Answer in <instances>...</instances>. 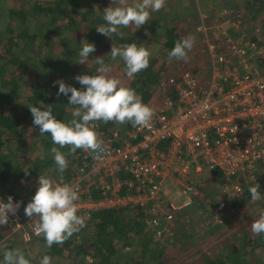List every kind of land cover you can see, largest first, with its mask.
<instances>
[{
	"label": "trees",
	"instance_id": "trees-1",
	"mask_svg": "<svg viewBox=\"0 0 264 264\" xmlns=\"http://www.w3.org/2000/svg\"><path fill=\"white\" fill-rule=\"evenodd\" d=\"M137 2L141 0H127L129 6ZM116 6H120L119 0H0V198L8 200L11 196L20 202L19 210L24 216L38 177L66 179L82 158L81 149L72 155L68 147L59 149L67 160L61 175L50 151L59 146L53 144L50 134L40 135L33 124L29 110L32 106L41 110L51 107L61 122L68 123L73 118L75 106L69 105L67 96H57L59 85L55 81L83 90L74 77L97 74L96 59L100 57L110 69L109 77L119 79L150 106L161 105L168 95L175 96L170 78L182 71L190 70L200 81L209 76L206 37L199 38L185 19L191 5L180 10L166 5L159 11L149 8L150 18L143 26L121 27L118 30L123 38H108L96 28L106 24L103 10ZM198 6L203 24L212 29L208 37L214 41H218L217 23L224 19L231 20L228 31L253 28L249 33L252 39H257L259 32L264 35V0H199ZM189 37L193 47L187 61L170 60L168 53L175 42ZM86 42L93 43L96 51L80 64L78 53ZM130 43L150 52L148 68L131 79L125 74L123 60L110 58L112 46ZM92 125L96 133L106 136L113 129L125 131L132 126L130 122L115 121H94ZM230 179L238 182L242 190L223 197L224 211L221 220L215 218L216 222L210 218L211 206L224 194L221 184L226 180L219 169L198 176L195 185L200 194L193 197L190 205L169 208L173 214L171 223L163 221L159 228L149 224L147 208L140 206L97 208L87 215L77 212L85 221L83 228L63 244L50 248L42 236H35L33 240L41 241L42 246L30 257L26 251L31 250L33 240L25 241L18 232H11L8 224L0 225V243L8 245V249L0 247V264L4 251L12 249L21 250L29 264H40L44 255L52 258V264H179L192 248L202 246L255 203L248 193L250 186L259 184L264 197V162L244 168ZM250 223L237 224L221 238L215 236L214 242L196 257L180 264H264V234H254Z\"/></svg>",
	"mask_w": 264,
	"mask_h": 264
},
{
	"label": "built area",
	"instance_id": "built-area-1",
	"mask_svg": "<svg viewBox=\"0 0 264 264\" xmlns=\"http://www.w3.org/2000/svg\"><path fill=\"white\" fill-rule=\"evenodd\" d=\"M230 22L218 24V41L206 36L207 78L200 81L190 70L170 78L175 96L149 106L154 115L147 127L113 129L108 136L98 132L99 150H81L80 164L68 178L49 177L77 191V212L140 206L147 208L149 224L159 228L163 221L171 223L169 208H177L166 198L167 186L177 187L186 197L182 205H187L200 194L198 176L214 169L228 182L225 199L241 192L230 177L264 162V41L230 34ZM224 198L212 207L218 220ZM35 224L19 209L8 215L11 232L25 241L37 236Z\"/></svg>",
	"mask_w": 264,
	"mask_h": 264
},
{
	"label": "clouds",
	"instance_id": "clouds-1",
	"mask_svg": "<svg viewBox=\"0 0 264 264\" xmlns=\"http://www.w3.org/2000/svg\"><path fill=\"white\" fill-rule=\"evenodd\" d=\"M116 7H107L103 10L105 25L96 28V31L105 37L113 35L123 38L124 34L118 29L134 25L136 29L149 21L150 14L147 9L159 11L165 6V0H141L129 6L127 0H119ZM193 47L191 37L175 42L174 47L168 53L169 59L187 61V53ZM96 51L93 43L86 42L79 51L81 58L78 63L84 64L89 54ZM150 52L145 47H138L136 43L124 44L120 47H111L110 58H121L125 64V74L129 79L135 74L145 70L149 66ZM97 74L77 75L74 79L82 86L83 90L66 85L62 80L55 81L58 84L57 96L63 94L68 97L70 106H75L72 111V119L61 122L52 112L51 107L32 106L29 108L33 124L38 126L39 134H50L53 144L59 147L50 149L54 156L57 171L63 174L67 168L65 155L59 150L69 148V155L76 153L78 149L95 152L100 149L102 141L94 131V121H115L120 124L130 122L133 127H147L154 115L151 107L142 102V98L129 87L121 84V81L109 77L108 65L102 58L96 59ZM70 93V95H69ZM27 175V172H25ZM259 184L250 186L253 201L261 200ZM77 191L67 184L54 183L47 175H40L37 187L31 201L24 207L26 217L37 219L34 232L42 236L46 241V247L53 244H63L74 233L85 226V221L77 215L78 200ZM20 208V202L13 203L9 196L7 203L0 202V225L8 224V215L16 214ZM254 234H264V214L251 223ZM26 239L30 237L26 236ZM0 247L8 249L7 242L0 243ZM3 264H29L23 252L19 249L6 250L3 254ZM40 264H52V258L44 255Z\"/></svg>",
	"mask_w": 264,
	"mask_h": 264
},
{
	"label": "rangeland",
	"instance_id": "rangeland-1",
	"mask_svg": "<svg viewBox=\"0 0 264 264\" xmlns=\"http://www.w3.org/2000/svg\"><path fill=\"white\" fill-rule=\"evenodd\" d=\"M228 1L230 2V0H228ZM174 2H176L175 5H174ZM236 2H238V0H233V3H236ZM187 4L192 6L191 7L192 10L185 15V19L187 20L188 24L192 27V29L194 30V32L197 34V36L199 38L203 39L206 36H209L212 33L211 32L212 29H211V27L204 26V24H203V19H202L203 14H202L201 8H199V6H198V4H199L198 0H165V5L167 8L175 7L176 10L182 9L184 7V5H187ZM223 21L224 20H219L217 24H220V23L223 24ZM217 24L214 27H216ZM252 30H253V28H248V30H246V31H241L238 29L237 30L236 29H233V30L229 29V32L232 35H237V36L244 34L243 35L244 38H249L250 34H252ZM257 39L264 41V35L259 32ZM232 182L236 183V181L234 179H232ZM227 184H228V182H226V183H225V181L222 182V184H221V190L222 191H224V189L227 187ZM166 190H167L166 198L168 200H170L177 207L183 206L182 204H183L184 199H186V197L184 194L180 193V191L177 187L169 184L167 186ZM224 196H225V193L223 195H221V198ZM193 201H194V198H192L191 202L188 203L187 205L192 204ZM215 203L216 202H214L213 204H215ZM213 206L214 205L211 206V210H212ZM261 214H264V197L261 198V200H259V201H255V203L252 206L248 207L247 210L243 213V215L241 217H239L238 219H236L235 222L233 221L231 223H228L227 225H224L218 232H216V234H215L216 239L221 238L223 235H225L226 233L233 230L237 224L241 225L245 222H251L252 223L256 219H258ZM31 218L35 222H37L38 218H35V216H33ZM210 218H212L213 222H216V219L214 218L213 213L211 214ZM211 237H210L211 239H208V241L205 242L204 244H202V246L200 245L201 248H198V247H200L198 245L197 247L191 249V251L187 257L186 256L183 258L181 257L180 260L178 261L179 264H180V262H184L186 258L192 259V258L196 257L204 249V247L207 244H211L212 241L215 239L213 236H211ZM33 238H32V240H33ZM28 241H30V240H28ZM41 246H42L41 241H38L36 239L33 240L31 250L26 251L27 256L34 257L35 250L40 249Z\"/></svg>",
	"mask_w": 264,
	"mask_h": 264
},
{
	"label": "crops",
	"instance_id": "crops-1",
	"mask_svg": "<svg viewBox=\"0 0 264 264\" xmlns=\"http://www.w3.org/2000/svg\"><path fill=\"white\" fill-rule=\"evenodd\" d=\"M199 1V0H198ZM199 5V4H198ZM200 7V6H199ZM231 34V33H230ZM241 34V33H240ZM234 36H237V35H234Z\"/></svg>",
	"mask_w": 264,
	"mask_h": 264
}]
</instances>
